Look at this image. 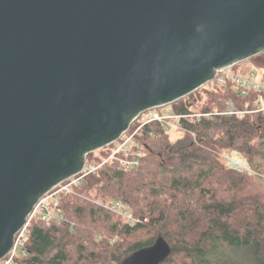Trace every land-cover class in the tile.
I'll use <instances>...</instances> for the list:
<instances>
[{"label":"water","instance_id":"water-1","mask_svg":"<svg viewBox=\"0 0 264 264\" xmlns=\"http://www.w3.org/2000/svg\"><path fill=\"white\" fill-rule=\"evenodd\" d=\"M262 53L264 0H0V262L87 155ZM170 254L159 237L121 264Z\"/></svg>","mask_w":264,"mask_h":264},{"label":"trees","instance_id":"trees-1","mask_svg":"<svg viewBox=\"0 0 264 264\" xmlns=\"http://www.w3.org/2000/svg\"><path fill=\"white\" fill-rule=\"evenodd\" d=\"M246 62L264 74V53ZM203 94L173 104L175 115H202L181 118L179 138L159 122L140 129L128 157L142 153L136 167L101 165L111 153L103 149L87 155L100 167L59 195L60 222L29 221L15 264H121L159 237L171 247L161 264H264V111L229 83ZM227 102L247 113L224 114ZM226 152L242 155L253 175L227 167ZM117 200L133 222L111 210Z\"/></svg>","mask_w":264,"mask_h":264},{"label":"built area","instance_id":"built-area-1","mask_svg":"<svg viewBox=\"0 0 264 264\" xmlns=\"http://www.w3.org/2000/svg\"><path fill=\"white\" fill-rule=\"evenodd\" d=\"M249 76L250 77L234 75L231 71V68H227L224 70L217 71L213 79L208 82L204 87H206L208 91H212L218 86H224L229 83L233 86V88H236L235 91L240 97L249 98L251 96H255V102L257 104V109L255 111H264V82L254 81L252 79L254 74H250ZM226 104L228 106V110L224 113L226 115H243L247 113L246 111H239L238 109H236V107L232 105V103L227 102ZM201 116V114L175 115L171 118H165L159 113H152L150 115L146 112L138 116L133 121L140 123V125L134 131L129 132V128L128 131L124 133L117 142L112 144L114 145V149L111 151L108 158L101 165H103L107 161L116 160L119 161L122 167L125 169H131L133 167H136L139 163L138 159L141 157L142 153H135V156L131 160H129V150L132 145L137 148L139 147V145L135 143L134 138L136 135H138L140 129L143 126L152 122H159L163 124L165 130L168 132L170 128H178V122L183 117L199 118ZM118 154H123L124 158H119ZM99 167L100 166L87 165L86 163L83 170L78 175L54 187L49 193H47L42 199L39 200L32 214L29 217V221L32 218H39L47 223L51 221L60 222L62 219L61 215L58 212L59 195L62 193H69L74 185L80 184L88 174L95 172ZM110 208L113 211L119 212L126 220L130 222L134 221L131 212L128 208L123 206L121 201H114L110 205ZM26 227L17 234L11 252L4 260L0 262V264H15V258L19 256L20 253L24 252L25 242L27 240L25 232Z\"/></svg>","mask_w":264,"mask_h":264},{"label":"rangeland","instance_id":"rangeland-1","mask_svg":"<svg viewBox=\"0 0 264 264\" xmlns=\"http://www.w3.org/2000/svg\"><path fill=\"white\" fill-rule=\"evenodd\" d=\"M232 73L234 75H239V76H245V77H250V74H254L253 76V80L256 82H264V74L261 70L257 69L256 67H254L250 62H243L238 64V66L234 69L231 70ZM234 90H236V88H233ZM207 90L206 87H202L199 90H197V94L201 95V100L205 101L206 97L205 94H203V92ZM201 103H199L198 105H200ZM150 115L152 113H159L161 116L165 117V118H171L175 116V111H174V106L172 105H168L166 107H162V108H158L155 109L153 111H149L147 112ZM182 132L181 130H179L178 128H170L168 131V135L171 139H177L181 136ZM114 149V145L112 146H108L106 148L103 149V151H112ZM95 154H99L102 153V150L94 152ZM224 159L226 160V166L230 168L231 164H236L237 166V170L239 171H243L246 172L250 175H253V173L250 171L245 158L240 155L237 152H226L223 154ZM237 158V159H236ZM238 159H240V161L242 160V162H245V164H239Z\"/></svg>","mask_w":264,"mask_h":264},{"label":"bare ground","instance_id":"bare-ground-1","mask_svg":"<svg viewBox=\"0 0 264 264\" xmlns=\"http://www.w3.org/2000/svg\"><path fill=\"white\" fill-rule=\"evenodd\" d=\"M237 159V158H236ZM239 161H237V162H239V164H245V162H242V160L240 161V159H238Z\"/></svg>","mask_w":264,"mask_h":264}]
</instances>
